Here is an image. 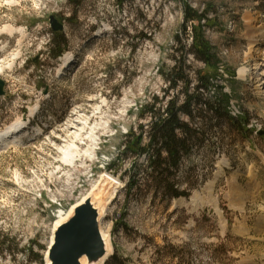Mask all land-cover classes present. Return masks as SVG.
<instances>
[{"label":"rangeland","instance_id":"1","mask_svg":"<svg viewBox=\"0 0 264 264\" xmlns=\"http://www.w3.org/2000/svg\"><path fill=\"white\" fill-rule=\"evenodd\" d=\"M78 1L0 0V29L15 28L0 34V56L19 52L0 78V131L17 120L49 126L0 149V264H46L59 211L103 174L121 185L100 221L113 245L104 264H264V95L259 78L247 80L256 65L264 70V0ZM186 5L203 16L186 22ZM50 16L74 58L62 74ZM195 33L208 43L207 64L194 55ZM177 67L186 78L172 88ZM188 95L191 116L179 109ZM171 101L199 133L168 180L188 196L168 195L150 164V108L165 117ZM79 123L82 137L94 131L80 149L94 152L68 164L60 148Z\"/></svg>","mask_w":264,"mask_h":264},{"label":"bare ground","instance_id":"2","mask_svg":"<svg viewBox=\"0 0 264 264\" xmlns=\"http://www.w3.org/2000/svg\"><path fill=\"white\" fill-rule=\"evenodd\" d=\"M246 21H250V17L246 18ZM15 28L10 26V25H5L2 29H0V34L2 33H7L8 35H12L14 32ZM65 54V53H64ZM60 56V64L58 66V69L61 71H57L58 73H63L64 70L71 65L73 62V54H71L70 52H66L65 55ZM72 55V58L70 57ZM19 57V52H11V53H7L5 55L0 56V78L2 76V74L7 71L10 70L13 66V64L15 63L16 59ZM68 61H71V64L68 65ZM68 62L67 64H64ZM258 65H256L250 76L246 75V69L244 67H240L238 69V74L240 77L242 78H246L247 76V80L253 79L258 81L259 78V89H260V93L264 95V70H262V68H260L257 72L256 70L258 69ZM255 70V72H254ZM33 110V108L31 109V111ZM232 116H237L240 114L239 108L232 103L231 105V109L229 111ZM83 123H79V124H70L69 128L72 130V138L71 140L64 146H62L60 148L61 152H62V157H63V161L66 163H74L75 160H79L80 158H84V157H88L90 154H92L94 152L93 147H88L84 150L80 149V146L78 145V141L84 140V139H89L90 141H92L94 143V137H93V132L94 131H89L87 133V135L85 137H82L81 133L84 129L85 125H82ZM257 125H260L257 123V121L251 119L249 120L247 126L250 128H255ZM26 127H27V132H26ZM22 128V129H21ZM29 129H32L34 131L35 134L40 133L41 129L39 126H35V127H31V125L28 124V122H26V120H17L16 122H14L11 125H8L6 127V129H4L3 131H0V149L1 148H6V147H10L13 144H15L16 140H18V138L20 137H24L26 135H28L29 133ZM20 130V131H19ZM26 134V135H24ZM22 140L18 141L21 142ZM16 142V143H18ZM225 163V162H223ZM221 169V167H219ZM220 173V172H217ZM94 175V174H93ZM92 175V176H93ZM91 179V178H89ZM91 181V180H90ZM96 182V181H95ZM90 183V182H89ZM213 181H210L208 183V185L210 186V191L212 190V185H213ZM121 187L120 182L117 178H114L112 175L109 174H103L100 178V180L95 183L91 190L89 192H87L86 194H84L79 200H77V202H75L73 205H71V207L67 210V212L64 211H59L58 215H57V219L54 223V227H53V232L55 231V229L57 227H59L62 223H65L73 214L74 209L84 203V202H89L91 204V206L97 211L98 213V221H99V232L100 235L102 237V240L104 242L105 245V253L104 255L98 260L96 261V264H104L105 261L113 254V245H112V241H111V237L110 235L106 232V230L103 229V227L100 225V221L102 216L105 215L108 206L110 205L112 199L115 196L116 191ZM108 188V192H105V189ZM104 198V199H103ZM199 195L196 194L195 197H193L191 199L192 202H196L198 201ZM184 199H180L177 202H175V204L177 205H182L184 203ZM52 232V234H53ZM54 237L52 235L51 240H50V245L53 243ZM80 263L81 264H88L87 259L85 257H82L80 259ZM46 264H51L50 260L48 259V251L46 253Z\"/></svg>","mask_w":264,"mask_h":264},{"label":"trees","instance_id":"3","mask_svg":"<svg viewBox=\"0 0 264 264\" xmlns=\"http://www.w3.org/2000/svg\"><path fill=\"white\" fill-rule=\"evenodd\" d=\"M70 1L75 2L76 4L79 3L78 0ZM201 16L203 15H200L195 11H192L191 13L190 8L186 5V22L189 20L199 19ZM65 43L66 40L61 32L53 33V37L50 41V50H52L51 53L54 58L62 56ZM192 46L194 55L206 64L209 63L211 56L209 55L208 43L200 33H195ZM177 69L178 70H175L168 78L172 88L176 86L179 79L183 80L186 78L183 74L182 68L177 67ZM209 77L210 76L208 74L199 72L198 81L202 86L207 87L209 85ZM192 100V96H186L185 102L179 108L189 116L192 115ZM218 102L220 103L218 106L221 104L227 106L228 99L226 95H223L222 99H219ZM208 104L211 110L218 112V106L212 103ZM175 105L174 101L168 102L166 104V108L164 109L166 116L164 117L160 114L157 118L154 115V113H156L154 112L155 107L154 105L151 106L150 112L151 115L155 117V121L153 122L154 126L152 132L150 133L148 148L153 147L154 149L153 152L155 155L150 158V164L152 165V170L155 176L157 175L160 177V182L164 190L170 196L180 197L188 196V193L186 191H179L175 188V184L168 180L174 175L181 158L190 153L192 141L194 139H198L197 136L199 133L195 128L190 127L187 123H184L179 119L177 115V111L179 109L176 108ZM141 115L144 114L141 113ZM178 132H182L183 135H180ZM162 152L165 153L164 156H162Z\"/></svg>","mask_w":264,"mask_h":264},{"label":"water","instance_id":"4","mask_svg":"<svg viewBox=\"0 0 264 264\" xmlns=\"http://www.w3.org/2000/svg\"><path fill=\"white\" fill-rule=\"evenodd\" d=\"M52 31L59 32L64 24L50 16ZM47 91L45 90V93ZM5 94V81L0 79V97ZM259 134H264L261 130ZM53 243L48 247L51 264H81L85 257L88 264H96L105 253V245L99 232L98 213L89 202L78 205L72 216L53 232Z\"/></svg>","mask_w":264,"mask_h":264},{"label":"built area","instance_id":"5","mask_svg":"<svg viewBox=\"0 0 264 264\" xmlns=\"http://www.w3.org/2000/svg\"><path fill=\"white\" fill-rule=\"evenodd\" d=\"M261 128H262V124L260 123V125H257V126L254 128L255 133L258 132V131H260Z\"/></svg>","mask_w":264,"mask_h":264}]
</instances>
